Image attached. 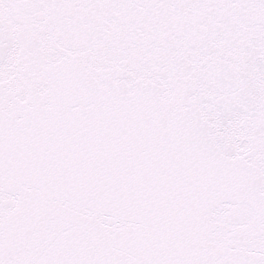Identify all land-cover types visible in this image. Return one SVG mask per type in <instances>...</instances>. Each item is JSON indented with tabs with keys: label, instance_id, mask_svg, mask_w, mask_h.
<instances>
[{
	"label": "snow or ice",
	"instance_id": "obj_1",
	"mask_svg": "<svg viewBox=\"0 0 264 264\" xmlns=\"http://www.w3.org/2000/svg\"><path fill=\"white\" fill-rule=\"evenodd\" d=\"M0 264H264V0H0Z\"/></svg>",
	"mask_w": 264,
	"mask_h": 264
}]
</instances>
